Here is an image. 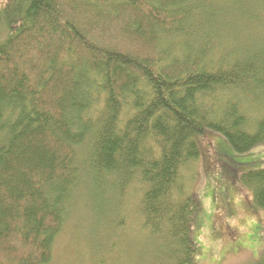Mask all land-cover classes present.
I'll use <instances>...</instances> for the list:
<instances>
[{
  "label": "trees",
  "instance_id": "16d2710c",
  "mask_svg": "<svg viewBox=\"0 0 264 264\" xmlns=\"http://www.w3.org/2000/svg\"><path fill=\"white\" fill-rule=\"evenodd\" d=\"M224 4H2L0 264H51L80 191L111 244L127 226L120 202L132 188L155 263L199 264L192 233L201 205L182 172L210 136L223 138L215 148L223 171L240 172L264 211V164L237 161L264 150V54L259 45L227 48L216 23L233 19ZM254 106L262 112L250 121Z\"/></svg>",
  "mask_w": 264,
  "mask_h": 264
},
{
  "label": "rangeland",
  "instance_id": "374dc122",
  "mask_svg": "<svg viewBox=\"0 0 264 264\" xmlns=\"http://www.w3.org/2000/svg\"><path fill=\"white\" fill-rule=\"evenodd\" d=\"M5 1L0 0V8ZM252 1L255 5L251 4V11L241 4L222 0L231 9L233 19L216 23H220V38L232 42H227V48L259 45V53L264 54V0ZM213 30L217 33L218 28ZM210 41L217 45L216 37H210ZM246 109L250 121L264 111L257 113L255 106ZM204 142L201 157L187 167L189 173L182 172V176L190 175L191 190L201 205L192 233L199 246V264H264V211L260 209L259 213L255 209L252 191L243 185L240 172H235L233 167L223 171L224 158L221 161L215 155V148L220 150L223 138L210 136ZM250 156L259 157V166H263V148L255 149L246 159L244 155L238 157L237 161H247ZM132 189L120 202L123 210L118 220L126 221L127 226L111 244L107 242L104 227H97L98 218L94 220L80 191L73 215L55 244L51 264H156V246L151 244V234L136 222L140 196L136 197V190Z\"/></svg>",
  "mask_w": 264,
  "mask_h": 264
}]
</instances>
